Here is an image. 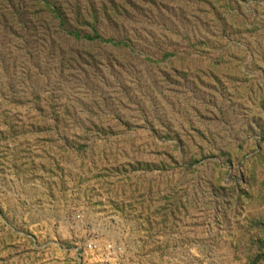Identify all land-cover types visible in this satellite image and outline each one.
<instances>
[{"label": "rangeland", "instance_id": "obj_1", "mask_svg": "<svg viewBox=\"0 0 264 264\" xmlns=\"http://www.w3.org/2000/svg\"><path fill=\"white\" fill-rule=\"evenodd\" d=\"M0 264H264V0H0Z\"/></svg>", "mask_w": 264, "mask_h": 264}]
</instances>
